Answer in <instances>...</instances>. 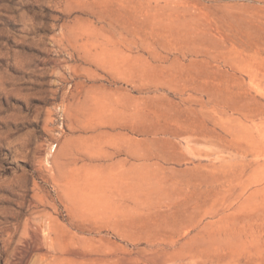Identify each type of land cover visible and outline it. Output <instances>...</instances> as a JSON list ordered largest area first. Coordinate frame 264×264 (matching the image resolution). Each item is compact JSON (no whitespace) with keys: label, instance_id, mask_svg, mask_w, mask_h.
<instances>
[{"label":"rangeland","instance_id":"rangeland-1","mask_svg":"<svg viewBox=\"0 0 264 264\" xmlns=\"http://www.w3.org/2000/svg\"><path fill=\"white\" fill-rule=\"evenodd\" d=\"M0 264H264V0H0Z\"/></svg>","mask_w":264,"mask_h":264}]
</instances>
